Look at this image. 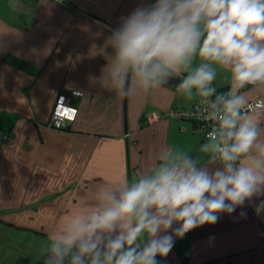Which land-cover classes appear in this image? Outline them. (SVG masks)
I'll list each match as a JSON object with an SVG mask.
<instances>
[{"label": "crops", "instance_id": "crops-1", "mask_svg": "<svg viewBox=\"0 0 264 264\" xmlns=\"http://www.w3.org/2000/svg\"><path fill=\"white\" fill-rule=\"evenodd\" d=\"M13 2L21 7L13 9ZM140 2L0 0V129L13 136L12 142L0 140L1 245L11 246L16 233L48 238L49 229L93 206L98 185L135 179L162 146L191 150L207 163L199 152L205 138L195 121L164 115L198 101L175 93L182 77L133 98L117 97L98 82L106 61L94 55L93 45L102 44L119 18ZM214 83L228 88V74L218 70ZM60 94L78 108L63 129L49 125ZM256 99L264 95L251 93ZM154 111L162 117L150 120ZM242 210L246 218L240 217ZM25 240L22 250L28 255L8 253L0 264L26 256L31 263L42 259L43 252L36 253L43 247L36 250ZM157 259L160 264H264V214L257 216L246 202L243 209L220 214L217 223L176 239L170 253Z\"/></svg>", "mask_w": 264, "mask_h": 264}, {"label": "clouds", "instance_id": "clouds-1", "mask_svg": "<svg viewBox=\"0 0 264 264\" xmlns=\"http://www.w3.org/2000/svg\"><path fill=\"white\" fill-rule=\"evenodd\" d=\"M109 32L93 45L106 61L101 87L133 98L182 77L175 93L198 99L212 125L199 144L207 163L162 146L135 179L98 185L93 206L48 230L45 264H160L176 239L222 213L247 202L264 214V107L249 108L251 93L264 95V0H141Z\"/></svg>", "mask_w": 264, "mask_h": 264}, {"label": "built area", "instance_id": "built-area-1", "mask_svg": "<svg viewBox=\"0 0 264 264\" xmlns=\"http://www.w3.org/2000/svg\"><path fill=\"white\" fill-rule=\"evenodd\" d=\"M218 90L223 92L227 91L228 88H221ZM77 94L80 93L78 92ZM198 107H200V105L197 101L192 107L189 108L172 107L168 109L164 115L169 118L194 120L196 122V132L206 138L207 134L211 131L212 125L210 122L201 120L199 118V113L197 111ZM260 107H264L263 99L251 100L249 105L251 110ZM77 114L78 108L70 104L68 96L66 94H60L55 102L49 125L54 128L63 129L70 121H73L76 118ZM160 117H162L161 113L154 111L150 114L149 119L155 120L159 119ZM0 140L3 142H12L13 136L10 132L0 129Z\"/></svg>", "mask_w": 264, "mask_h": 264}, {"label": "rangeland", "instance_id": "rangeland-1", "mask_svg": "<svg viewBox=\"0 0 264 264\" xmlns=\"http://www.w3.org/2000/svg\"><path fill=\"white\" fill-rule=\"evenodd\" d=\"M15 237H16V240L14 241L13 244H11V246H9V245H1V243H0V256H1L0 263L3 262L4 258H7V254L8 253H11L13 256H15L17 254V252L21 251L17 255L21 256L22 252L25 253V255H28L27 252L22 250V248H25V245L23 243V238H26V240H25L26 245L32 246V245L35 244V249L36 250H37V248H39V245H41V247H43V248H41V251L39 250L36 253L37 256H42L41 253L43 252L44 246L48 242L47 236L45 234H42V233H39V234L38 233L37 234L36 233H34V234H19V233H16ZM12 246H14L15 248H13ZM26 258H28V256H26ZM17 260L19 261L20 259L18 258ZM32 260L35 261L36 259L33 258ZM5 261H8V260L6 259Z\"/></svg>", "mask_w": 264, "mask_h": 264}, {"label": "trees", "instance_id": "trees-1", "mask_svg": "<svg viewBox=\"0 0 264 264\" xmlns=\"http://www.w3.org/2000/svg\"><path fill=\"white\" fill-rule=\"evenodd\" d=\"M196 123V122H195ZM30 257L20 258V260L16 264H45V257L43 256L42 259L35 260L33 263L30 262Z\"/></svg>", "mask_w": 264, "mask_h": 264}]
</instances>
